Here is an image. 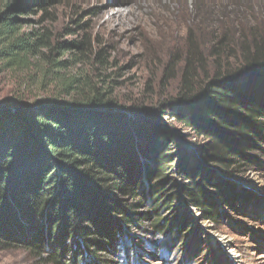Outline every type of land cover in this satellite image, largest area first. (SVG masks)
<instances>
[{
  "label": "trees",
  "instance_id": "obj_1",
  "mask_svg": "<svg viewBox=\"0 0 264 264\" xmlns=\"http://www.w3.org/2000/svg\"><path fill=\"white\" fill-rule=\"evenodd\" d=\"M62 2L0 0V70L52 94L0 107V243L9 245L22 230L21 244L48 263L65 255L75 264L81 252L101 264L90 248L115 249L123 228L150 217L155 233L180 238L184 221L161 220L177 200L209 222L224 207L234 209L238 195L227 177L256 163L250 155L264 144V30L237 40L215 34L208 44L188 33L182 58L172 55L162 75L165 85L179 76L176 95L153 107H123L107 75L80 67L91 43L85 36L60 43L49 28L21 32L18 17L37 10L53 22L47 10ZM96 59L103 65L101 54ZM165 117L209 143L188 154ZM167 169L185 185L176 188ZM125 198L136 200L134 209L148 202L149 212L133 214ZM17 215L34 225L48 215V228L40 222L36 232L26 231Z\"/></svg>",
  "mask_w": 264,
  "mask_h": 264
},
{
  "label": "rangeland",
  "instance_id": "obj_2",
  "mask_svg": "<svg viewBox=\"0 0 264 264\" xmlns=\"http://www.w3.org/2000/svg\"><path fill=\"white\" fill-rule=\"evenodd\" d=\"M47 11L53 22L37 10L18 17L21 32L49 28L60 43L85 36L91 43L80 67L92 77L96 73L107 75L112 98L123 107H153L176 95L179 76L165 85L161 83L162 75L172 55L182 58L188 33L196 42L208 44L215 34L228 32L232 40H237V36L251 30H264V0H63ZM98 54L104 58L103 65L97 63ZM70 57L69 53L63 55L64 60ZM21 79V75L0 70V107L51 100V89L41 91L34 84L23 86ZM163 120L184 138L181 144L188 154L197 155L209 143L189 128L167 117ZM260 146L262 151L250 155L256 163L236 167L232 169L235 173L227 177L234 184L238 199L234 209L221 210L216 222L204 221L198 210L180 199L161 215L167 224L174 219L186 223L177 230L180 238L155 233L150 217L123 228L115 249L90 248V255L101 264H264V144ZM170 157L175 159L176 153ZM137 160L143 167L141 155ZM175 172L164 171L167 177L177 180L174 186L179 188L186 182L177 179ZM123 201L133 214L149 212L148 202L144 208L134 209L136 200ZM40 217L36 225L21 216L16 221H22L26 231L36 232L40 222L48 228L44 221L48 215ZM85 221L81 222L85 225ZM22 236L21 230L20 236L13 235L9 245L0 243V264H70L65 255L56 257L57 263L44 261L45 254L39 257L21 244ZM75 260V264H90L81 252Z\"/></svg>",
  "mask_w": 264,
  "mask_h": 264
},
{
  "label": "bare ground",
  "instance_id": "obj_3",
  "mask_svg": "<svg viewBox=\"0 0 264 264\" xmlns=\"http://www.w3.org/2000/svg\"><path fill=\"white\" fill-rule=\"evenodd\" d=\"M225 242H227V241H225ZM233 256H234V258L237 257V255L235 253L233 254Z\"/></svg>",
  "mask_w": 264,
  "mask_h": 264
}]
</instances>
